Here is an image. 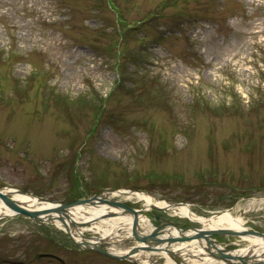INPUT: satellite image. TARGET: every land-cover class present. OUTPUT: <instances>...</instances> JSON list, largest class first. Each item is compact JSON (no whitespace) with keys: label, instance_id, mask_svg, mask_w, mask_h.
Here are the masks:
<instances>
[{"label":"rangeland","instance_id":"1","mask_svg":"<svg viewBox=\"0 0 264 264\" xmlns=\"http://www.w3.org/2000/svg\"><path fill=\"white\" fill-rule=\"evenodd\" d=\"M0 186L62 202L135 189L264 232V0H0ZM55 226L0 217V255L29 261L50 230L67 264H132L68 249Z\"/></svg>","mask_w":264,"mask_h":264},{"label":"water","instance_id":"2","mask_svg":"<svg viewBox=\"0 0 264 264\" xmlns=\"http://www.w3.org/2000/svg\"><path fill=\"white\" fill-rule=\"evenodd\" d=\"M22 193L28 194L32 197L37 198L39 202L42 203H50L51 205L44 209H29L22 202L15 199L12 195L14 193ZM124 193L125 191H118ZM109 191H105V193H98L92 195L90 197L85 198H77L69 202H55L50 201L41 196H34L31 193H26L23 190L10 188V187H2L0 186V202L4 203L8 209H10L11 213H4L2 216L23 213L31 218L40 219L48 222H53L54 219H57L61 224L64 225L65 231L68 233L69 237L73 241V243L79 247L83 248H93L97 249L107 255L118 257V258H131V254L135 252L141 253L143 251H163L169 257L173 259L171 264H190L187 263L183 257L178 253L177 249H173V246L179 243L182 240H191L197 239L198 244H202L201 240L204 239L206 245H201L204 247L205 252L215 260H221L224 264H264V259H259L257 255L253 251H251V247L243 254L234 253L230 251L228 248L219 246L215 243V239L212 237L213 235L220 234H229V235H249L252 237L261 238L264 240V232H260L258 230H250V229H233V228H203V227H188L182 228L179 225L169 222L163 225L155 226L152 225V229L144 230L141 226L140 212L141 210H148L146 208L143 209H135L123 203H120L108 196ZM107 203L108 205L114 207H121L122 210H111L107 212L100 213L95 216L96 218H105L109 216H113L115 214H124L129 213L132 216V227L130 230V235L134 237V239L138 242L136 245L130 248L127 252H116L111 249H103L102 246L109 244L105 236L104 238H96L95 236H89L80 231V238L76 239L77 236L76 230H78V225L88 224L94 221L95 219H91L89 221H79L73 218L70 214V208L76 205H97L98 203ZM179 204H183L182 202H175L171 204H167L164 206H159L155 204H150L151 208L159 209V210H168L171 209L170 206H176ZM167 229V231H166ZM171 230L175 231L177 234L166 233ZM166 234V235H165ZM165 235L164 238L161 236ZM111 237H114L111 235ZM162 239V240H161ZM141 242V243H140ZM177 242V243H176Z\"/></svg>","mask_w":264,"mask_h":264},{"label":"bare ground","instance_id":"3","mask_svg":"<svg viewBox=\"0 0 264 264\" xmlns=\"http://www.w3.org/2000/svg\"><path fill=\"white\" fill-rule=\"evenodd\" d=\"M137 198L142 200V204H144V208H150V204H155L159 206L167 205V202L164 200H156L151 197L149 194L144 192H137L134 193ZM13 197L18 201L22 202L27 208L29 209H44L49 207L50 203H42L37 200V198L32 197L28 194L22 193H14ZM172 212L178 216L186 217L198 224L201 225L203 228H233V229H246L245 220L242 214L233 213L229 209H225L220 211L215 215H210L209 217L201 216L193 211L190 210L189 204H179L176 206H170ZM112 210L107 204L101 202L97 205L89 206V205H76L70 208V214L73 218L79 221H89L92 218L97 220L91 223H88L85 230H95L102 236L111 237L114 236H122L121 241L117 243V245L110 243V248L116 252H120L123 250L129 251L130 249L127 246L123 245L124 242L129 240L130 237L127 235L131 234L130 230L132 227V216L129 214H115L113 216L105 217V218H96L95 216L99 215L100 213L107 212ZM4 213H11L10 209L6 207V205L0 202V215ZM140 216L141 223L140 226L144 230H150L152 225L150 224L149 220L146 216ZM54 224L58 225L59 227H63L64 225L61 224L57 219H54ZM82 229V228H81ZM121 229H123L121 231ZM167 231V229H166ZM77 236L76 239L80 238V230H76ZM170 234H177L175 231L171 230ZM166 235V234H165ZM165 235L161 236L162 238ZM133 237V236H132ZM134 238V237H133ZM242 239L246 240L248 243L243 247H238L233 250L234 253L243 254L245 253L250 247L251 251L258 256L259 259H264V240L257 237H252L249 235H242ZM162 240V239H161ZM138 243V242H137ZM141 243V242H140ZM177 243V242H176ZM202 244H198L197 239L191 240H182L176 245L173 246V249H177L178 253L183 257V259L190 264H224L221 260H215L211 258L204 250V247L201 245H206L204 239L201 240ZM133 247V246H131ZM153 253H158L160 255H164L163 264L172 263L173 259L169 257L163 251H143L141 253H134L135 258L142 259V263L148 264L150 260V256ZM237 264V263H234Z\"/></svg>","mask_w":264,"mask_h":264},{"label":"flooded vegetation","instance_id":"4","mask_svg":"<svg viewBox=\"0 0 264 264\" xmlns=\"http://www.w3.org/2000/svg\"><path fill=\"white\" fill-rule=\"evenodd\" d=\"M154 219H156V218L154 217ZM156 221H157L156 223H158V224H163V223L166 222V220L161 219V218H157ZM46 235L48 236L47 238L49 240H47L48 244L46 245L44 251H36V247H33L35 250L33 251V253H31V257L35 261L34 260L32 261L31 260L32 258H30L29 261H26L27 259L25 257L18 258V259L10 257L11 258L10 259V258H7L5 256V254H1L0 255V264H7V263H10V264H42V263H39L38 261H42L44 264H53L54 260H57L60 264H67L61 257L55 255L50 249V244L54 243L52 232L49 230V231H47ZM66 247L68 249H71V250L77 249V248L69 247V246H66ZM95 252H98V251H95ZM98 253H100V252H98ZM102 255H104L107 258H112V259H115V260H119L121 262L125 261V262H131L132 264H136L133 261H131L130 259H116V258L107 256L105 254H102ZM23 256H26V255H23ZM26 257L28 258V256H26ZM37 257L40 258V259L38 260Z\"/></svg>","mask_w":264,"mask_h":264}]
</instances>
